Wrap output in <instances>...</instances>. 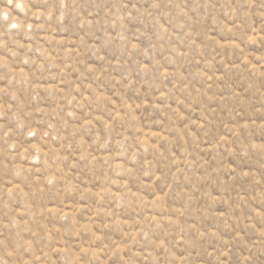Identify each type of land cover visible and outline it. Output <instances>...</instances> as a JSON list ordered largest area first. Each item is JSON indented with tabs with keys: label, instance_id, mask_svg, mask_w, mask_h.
I'll list each match as a JSON object with an SVG mask.
<instances>
[{
	"label": "rangeland",
	"instance_id": "rangeland-1",
	"mask_svg": "<svg viewBox=\"0 0 264 264\" xmlns=\"http://www.w3.org/2000/svg\"><path fill=\"white\" fill-rule=\"evenodd\" d=\"M0 264H264V0H0Z\"/></svg>",
	"mask_w": 264,
	"mask_h": 264
},
{
	"label": "snow or ice",
	"instance_id": "snow-or-ice-1",
	"mask_svg": "<svg viewBox=\"0 0 264 264\" xmlns=\"http://www.w3.org/2000/svg\"><path fill=\"white\" fill-rule=\"evenodd\" d=\"M9 3H11V0H9Z\"/></svg>",
	"mask_w": 264,
	"mask_h": 264
},
{
	"label": "clouds",
	"instance_id": "clouds-1",
	"mask_svg": "<svg viewBox=\"0 0 264 264\" xmlns=\"http://www.w3.org/2000/svg\"><path fill=\"white\" fill-rule=\"evenodd\" d=\"M17 7H19V5H17Z\"/></svg>",
	"mask_w": 264,
	"mask_h": 264
}]
</instances>
